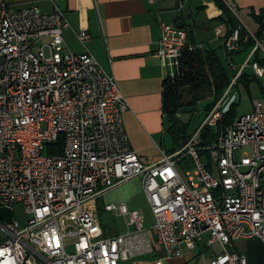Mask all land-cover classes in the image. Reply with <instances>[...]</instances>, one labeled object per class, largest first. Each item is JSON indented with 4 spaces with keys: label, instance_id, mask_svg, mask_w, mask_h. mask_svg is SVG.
Here are the masks:
<instances>
[{
    "label": "built area",
    "instance_id": "1",
    "mask_svg": "<svg viewBox=\"0 0 264 264\" xmlns=\"http://www.w3.org/2000/svg\"><path fill=\"white\" fill-rule=\"evenodd\" d=\"M223 2L238 16L236 0ZM54 5L45 13L36 3L14 9L17 3L0 0V207L14 212L11 224L0 220L8 233L0 240V264H120L155 254V243L178 259L181 244L193 250L205 235L222 249L209 264H247L236 242L264 243V98L202 147L203 128L222 118L220 100L182 149L145 163L129 143L123 120L129 103L115 78L89 50L67 47L69 24ZM160 27L156 55L175 78L185 52L197 46L185 29ZM217 34L227 52L240 49L239 29L228 38L222 27ZM77 38L91 41L86 31ZM247 65L264 83V38L255 40ZM61 136L63 153L46 154ZM135 178L154 223L147 227L145 214L126 204H109L105 210L124 216L126 230L107 237L99 199ZM17 205L25 223L15 216Z\"/></svg>",
    "mask_w": 264,
    "mask_h": 264
},
{
    "label": "crops",
    "instance_id": "2",
    "mask_svg": "<svg viewBox=\"0 0 264 264\" xmlns=\"http://www.w3.org/2000/svg\"><path fill=\"white\" fill-rule=\"evenodd\" d=\"M236 2L239 9L237 17L248 33L255 40L258 33L264 35V30H261L260 24L253 16H258L264 9V0ZM13 3L24 5L21 8L36 3L45 13L54 11V3L59 6L69 24L64 30L67 47L75 53L89 50L101 66L115 78L120 91L127 99L129 110L123 116L125 130L132 150L145 163H155L159 161L162 151L168 153L173 149L168 133L170 123L163 111V89L167 70L156 55L162 36L161 22L176 26L181 23L184 29L192 30L197 47L214 49L219 56L220 51L224 53L226 60L220 57L231 69L229 70L226 64L225 66L231 75L237 74L232 77L231 86L222 98L224 102L236 88L241 87L249 95H256L252 100V107L255 100L264 98L263 81H255L252 68L245 67L252 50L250 53L235 56L232 65L228 62L224 36L217 34V29L221 27L226 33V28L218 21L223 15V10L215 0H16ZM81 31L91 35V41L86 45L77 38ZM245 75L248 76L249 90L240 81ZM97 211L99 216L103 211L99 202ZM25 221L26 218L21 222ZM100 223L104 234L108 236H115L126 230L125 227L124 230L112 232L105 228L101 221ZM7 236L8 233L0 227V240H5ZM204 237L193 249H199L200 255L208 253L211 249L208 243H202ZM155 247V254L120 264H156L157 259H163L166 264L189 263L183 247L187 252L191 249L185 244H181L182 257L178 259L168 258L167 253L156 243ZM236 250L246 256L247 264H264V243L259 240L241 239L236 242ZM221 251L213 252L205 264H209Z\"/></svg>",
    "mask_w": 264,
    "mask_h": 264
},
{
    "label": "trees",
    "instance_id": "3",
    "mask_svg": "<svg viewBox=\"0 0 264 264\" xmlns=\"http://www.w3.org/2000/svg\"><path fill=\"white\" fill-rule=\"evenodd\" d=\"M223 10L222 17L218 20L226 28V38H228L235 30L240 32V49L236 52H227V59L233 64L234 57L243 53H250L255 46V38L251 36L238 17L231 12L223 0H215ZM255 20L260 24L261 30H264V9L258 16L253 14ZM188 33L190 44L196 45L193 32L185 28ZM264 35L258 33L256 39H263ZM257 59L256 58L254 60ZM260 60V59H258ZM223 60L216 50L211 48L196 47L193 51L185 52L181 60L180 73L177 77H167L164 81L163 89V111L170 123L168 133L173 143V149L169 154L175 153L182 149L185 144L192 138L194 131H190V122H184L179 117L184 107H195L203 101L210 100L205 106L206 116L214 108V106L225 96L227 90L231 86L232 77ZM255 81H259L253 75ZM249 90L248 76H242L240 79ZM188 102H184L186 97ZM238 117L236 106L226 113H223L221 120L216 127H204L201 131L200 146L206 147L214 145L224 133V131L234 124ZM64 150V137L61 136L58 141L47 145L46 154L61 155ZM202 155L207 156L208 152L202 150ZM108 237V235L105 234Z\"/></svg>",
    "mask_w": 264,
    "mask_h": 264
},
{
    "label": "rangeland",
    "instance_id": "4",
    "mask_svg": "<svg viewBox=\"0 0 264 264\" xmlns=\"http://www.w3.org/2000/svg\"><path fill=\"white\" fill-rule=\"evenodd\" d=\"M14 1L16 0H8V2L11 4H13ZM21 7H24V5L15 6L14 9H19ZM240 17H242V14H240ZM219 53H220V56L223 58V60H226L224 58V53L222 51H220ZM225 64L230 70L231 68L226 61H225ZM255 98H256L255 94L252 96L249 95L244 88L242 87L239 89L236 88L233 91V93L223 103L222 112L223 113L228 112L233 107V105H235L238 115L246 114L252 110V100ZM188 101H189V97L187 96L184 102H188ZM209 101L206 100V101L201 102L197 110L195 107H193L195 108L194 112H182L181 110L179 117L184 122H188V121L190 122V131H194L197 128L199 129L204 124L206 117L208 116V115L206 116V113H205V106ZM184 108H190V107H184ZM198 129L194 132V134L198 131ZM183 169L185 168L182 167V170ZM190 170L194 172V169H192V167L190 168ZM99 203L103 209V211H101L100 213V216L98 215L99 221H101L103 226L107 228L109 231H112V232L114 230L120 231V230H124L126 227L125 217L118 216L114 213H110L105 210L106 204H110V203H116L118 205L126 203L130 210H140L146 215L148 219V223L146 224L147 227H150V225L154 223V217L151 212L147 198L144 194L141 178H135L131 181L125 182L119 185L118 187L110 190L109 192L101 196V198L99 199ZM23 211L24 210L22 206L18 205L15 207V216L18 220L22 222L25 219ZM149 233L154 238L152 230H150ZM202 243L203 244L208 243L207 236L204 237V240L202 241ZM210 248L211 249L208 253H204L203 255L202 254L200 255L199 249L189 250L187 252L185 247H183L184 255L187 256L189 259V263L187 264H205V261L211 257L213 252L215 253V252L221 251V246L219 244L211 245ZM128 262H131V261H128Z\"/></svg>",
    "mask_w": 264,
    "mask_h": 264
},
{
    "label": "water",
    "instance_id": "5",
    "mask_svg": "<svg viewBox=\"0 0 264 264\" xmlns=\"http://www.w3.org/2000/svg\"><path fill=\"white\" fill-rule=\"evenodd\" d=\"M178 28L184 29L183 24L178 23ZM195 108H183L182 112H194ZM14 212L11 208L0 207V220L4 221L6 224H11L13 221Z\"/></svg>",
    "mask_w": 264,
    "mask_h": 264
}]
</instances>
